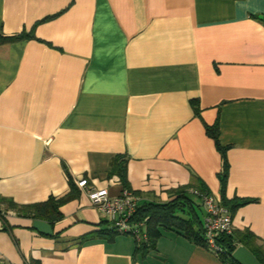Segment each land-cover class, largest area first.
<instances>
[{"label": "crops", "instance_id": "crops-1", "mask_svg": "<svg viewBox=\"0 0 264 264\" xmlns=\"http://www.w3.org/2000/svg\"><path fill=\"white\" fill-rule=\"evenodd\" d=\"M263 21L264 0H0V37H35L0 44V264H223L176 230L145 258L134 237L100 236L103 217L79 182L119 195L116 156L141 204L199 183L250 201L234 231L264 248ZM215 125L224 190L205 127ZM67 172L78 194L53 236L2 202L65 197Z\"/></svg>", "mask_w": 264, "mask_h": 264}, {"label": "trees", "instance_id": "trees-1", "mask_svg": "<svg viewBox=\"0 0 264 264\" xmlns=\"http://www.w3.org/2000/svg\"><path fill=\"white\" fill-rule=\"evenodd\" d=\"M264 22V21H263ZM22 38H35L34 36H14V37H0V44L12 42ZM196 114L199 115V110L196 102L194 103ZM207 134L215 141L217 149L221 153L223 160V169L219 175L222 189H225L227 178L229 174V163L227 160V148H224L219 140L218 126H205ZM127 158L125 156H116L111 164L110 176H117L120 180L121 186L124 190H129V182L127 179ZM67 177L71 186V192L62 198L50 197L47 201L31 205H18L12 200H2L8 205V208L16 212L22 217L32 220H41L53 226L56 222L63 218L61 207L67 202L74 199L78 190L72 180L70 174L67 172ZM192 191H198L201 194H211L205 185L199 183L197 186H187L179 189L174 193V200L167 203H143L139 205L134 216L136 222H146L148 231V240L146 242H138L136 245V252L142 258H145L150 251L154 250L157 242L161 238V231L163 229L176 230L184 235V237L191 243L207 248L205 243V234L203 229V217L200 213L201 205H199L195 198L196 195ZM136 196L141 197V194L132 191ZM223 206L229 210L233 216L234 211L250 201L243 202H229L223 196ZM102 225H106L103 222ZM102 235V236H101ZM100 236L109 241H113L118 234L113 230L104 228L100 231ZM91 238L86 237L82 241H89ZM218 244L225 250V254L220 255L223 264H238L232 258L233 252L240 246L247 248L258 260L260 264H264V248L259 243V238L250 231H233L232 234H223L218 238Z\"/></svg>", "mask_w": 264, "mask_h": 264}, {"label": "built area", "instance_id": "built-area-1", "mask_svg": "<svg viewBox=\"0 0 264 264\" xmlns=\"http://www.w3.org/2000/svg\"><path fill=\"white\" fill-rule=\"evenodd\" d=\"M79 187L87 194L88 198L100 212L106 225L104 228L115 231L118 235L134 237L138 242L148 240L146 222L134 221V216L141 203L139 196L129 190L122 191L119 195L112 196L108 189H97L89 184L87 179L79 182ZM202 201L204 209L203 229L207 249L220 256L225 250L218 244L219 236L230 235L234 231L232 215L223 206L222 200L212 194L192 192ZM2 225H0L1 229Z\"/></svg>", "mask_w": 264, "mask_h": 264}, {"label": "water", "instance_id": "water-1", "mask_svg": "<svg viewBox=\"0 0 264 264\" xmlns=\"http://www.w3.org/2000/svg\"><path fill=\"white\" fill-rule=\"evenodd\" d=\"M33 228L46 236H53L52 226L44 221H33ZM232 258L238 264H260L255 256L244 246L238 247L232 254Z\"/></svg>", "mask_w": 264, "mask_h": 264}]
</instances>
